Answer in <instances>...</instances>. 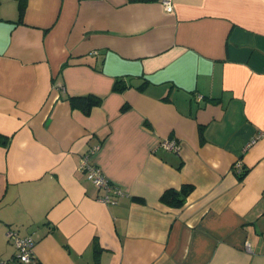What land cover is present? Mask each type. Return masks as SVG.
Returning <instances> with one entry per match:
<instances>
[{
	"label": "crops",
	"instance_id": "obj_1",
	"mask_svg": "<svg viewBox=\"0 0 264 264\" xmlns=\"http://www.w3.org/2000/svg\"><path fill=\"white\" fill-rule=\"evenodd\" d=\"M172 2L0 0V264H264V0Z\"/></svg>",
	"mask_w": 264,
	"mask_h": 264
},
{
	"label": "built area",
	"instance_id": "obj_2",
	"mask_svg": "<svg viewBox=\"0 0 264 264\" xmlns=\"http://www.w3.org/2000/svg\"><path fill=\"white\" fill-rule=\"evenodd\" d=\"M160 2L166 13L173 12L174 7L172 0H160ZM162 146L168 150L177 151L178 149V144L174 139L166 140L162 143ZM233 168L239 169L240 163H235ZM78 170L86 176L95 189L103 192V194L97 198L99 202L110 206L117 204V198L123 195L122 191L106 179L99 167L93 165L89 161V156L81 158ZM7 237L16 249V258L23 264H34L32 251L34 244L33 240L30 237H20L12 230L7 233ZM245 248L248 250L249 246L246 245Z\"/></svg>",
	"mask_w": 264,
	"mask_h": 264
},
{
	"label": "trees",
	"instance_id": "obj_3",
	"mask_svg": "<svg viewBox=\"0 0 264 264\" xmlns=\"http://www.w3.org/2000/svg\"><path fill=\"white\" fill-rule=\"evenodd\" d=\"M131 1H136V0H131ZM138 1H150V0H138ZM17 6H18L19 19H21L25 10V0H17ZM127 87L128 85L121 84L120 81H116L114 85V90L121 92ZM68 101L72 108L78 109L84 115H88L92 107L98 106L100 104V100L91 95L80 96V97H69ZM125 108L126 106L123 107V110ZM6 142H7V137L0 135V144L4 145L6 144ZM245 173L246 170H243L236 174L239 178H242L245 175ZM191 191H192V187L187 185L182 186L178 191L167 190L161 195L160 201L163 204L170 206L172 208H180L181 206L184 205L186 198L191 193ZM14 259L18 261V263L23 264L16 258V256Z\"/></svg>",
	"mask_w": 264,
	"mask_h": 264
}]
</instances>
